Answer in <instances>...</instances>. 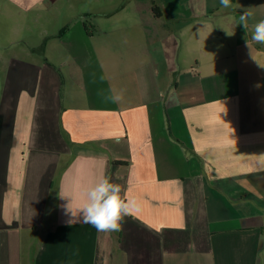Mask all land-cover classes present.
I'll return each instance as SVG.
<instances>
[{"label": "crops", "instance_id": "crops-1", "mask_svg": "<svg viewBox=\"0 0 264 264\" xmlns=\"http://www.w3.org/2000/svg\"><path fill=\"white\" fill-rule=\"evenodd\" d=\"M157 2L0 0V264H264V0ZM102 176L119 232L59 196Z\"/></svg>", "mask_w": 264, "mask_h": 264}, {"label": "clouds", "instance_id": "clouds-1", "mask_svg": "<svg viewBox=\"0 0 264 264\" xmlns=\"http://www.w3.org/2000/svg\"><path fill=\"white\" fill-rule=\"evenodd\" d=\"M40 0H33V4H39ZM224 7L231 6V0H220ZM253 16L251 11H244L239 17L240 25L247 30L249 19ZM252 40L258 44H264V20L253 25ZM107 97L113 103H119L123 99V93L111 90ZM78 194L83 202L73 206L75 197L59 194L61 199H67L64 205L66 214L70 213L73 223H87L101 232H119L127 217H135L141 211V201L132 195L124 194L120 184L112 182L108 176H102L95 183L78 189Z\"/></svg>", "mask_w": 264, "mask_h": 264}, {"label": "trees", "instance_id": "trees-1", "mask_svg": "<svg viewBox=\"0 0 264 264\" xmlns=\"http://www.w3.org/2000/svg\"><path fill=\"white\" fill-rule=\"evenodd\" d=\"M152 3V11L156 17H161L162 16V9L157 2V0H150Z\"/></svg>", "mask_w": 264, "mask_h": 264}, {"label": "rangeland", "instance_id": "rangeland-1", "mask_svg": "<svg viewBox=\"0 0 264 264\" xmlns=\"http://www.w3.org/2000/svg\"><path fill=\"white\" fill-rule=\"evenodd\" d=\"M11 40V39H10ZM0 42L3 43V39L1 38V35H0Z\"/></svg>", "mask_w": 264, "mask_h": 264}]
</instances>
